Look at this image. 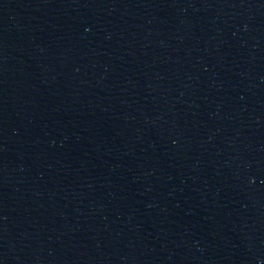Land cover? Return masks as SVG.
<instances>
[{
	"label": "water",
	"instance_id": "95a60500",
	"mask_svg": "<svg viewBox=\"0 0 264 264\" xmlns=\"http://www.w3.org/2000/svg\"><path fill=\"white\" fill-rule=\"evenodd\" d=\"M0 264H264V0H0Z\"/></svg>",
	"mask_w": 264,
	"mask_h": 264
}]
</instances>
